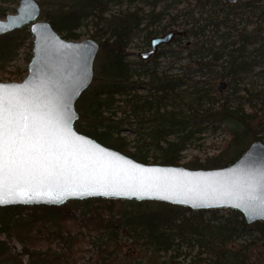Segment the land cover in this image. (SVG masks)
I'll use <instances>...</instances> for the list:
<instances>
[{"label":"trees","instance_id":"trees-1","mask_svg":"<svg viewBox=\"0 0 264 264\" xmlns=\"http://www.w3.org/2000/svg\"><path fill=\"white\" fill-rule=\"evenodd\" d=\"M183 1L188 0L178 4ZM263 1L230 5L222 0H195L210 18L202 24H182L186 34L181 43L193 45L194 49L187 43L185 47L191 48L199 69L207 70L206 75L213 79L228 80L232 87L231 96L222 103L197 83L188 84L190 80L160 75L155 70H136L129 60L127 49L132 37L145 23L147 27L155 25L168 11L155 14L153 9L143 14L129 10L109 16L112 7L133 0L59 1L46 14V20L65 39L80 41L78 31L89 20L101 27L93 37L108 34L100 43L94 81L76 104L78 132L140 163L178 166L181 154L196 134L203 132L202 125H226L230 138L223 150L204 163L192 160L187 166L211 170L236 162L253 142H264V4L259 5ZM10 2L13 0H0V15L6 13L3 5ZM242 8L244 11L236 13ZM245 11H252V15L246 27L239 28L242 24L238 19ZM179 17L173 16L170 25L180 26ZM210 29L214 37L208 39ZM220 32L224 34L218 36ZM30 36L24 28L0 37V82H17L5 76V66L14 62L16 52ZM141 91L146 93L139 94ZM180 100L186 101L189 115L177 107ZM120 112L123 117L118 118ZM131 136L133 140H129ZM117 205L118 218L96 219L99 210L113 211ZM79 210H85L80 225L89 230L95 222L94 230L99 233L101 243L94 264H144L119 257L118 233H125L155 258L194 244L208 250L216 264H254L260 260L251 245L230 248L251 231L264 234V222L249 225L238 211L219 218L221 210L192 211L156 201L89 198L60 207L0 208V264H80L75 257L78 237L70 228ZM207 214L212 217L207 218ZM16 244L22 247L21 252H17Z\"/></svg>","mask_w":264,"mask_h":264},{"label":"water","instance_id":"water-1","mask_svg":"<svg viewBox=\"0 0 264 264\" xmlns=\"http://www.w3.org/2000/svg\"><path fill=\"white\" fill-rule=\"evenodd\" d=\"M235 5L239 0H224ZM38 0H21L15 14L0 18V37L30 27L34 37L28 76L22 82H0V95L15 94L21 106L40 113L50 112L58 121L54 131L75 152L77 164L58 180H21L0 188V208L7 206L60 207L73 200L101 198L156 201L192 211L234 210L247 224L264 222L262 193L264 142L256 140L233 164L218 169L192 170L183 166L143 164L109 148L76 129L80 114L76 104L94 80V65L100 44L95 39L71 41L49 21L41 20ZM174 33L154 38L146 60ZM227 88L221 82L220 94ZM71 161V157L69 158ZM59 171V170H58ZM255 189L253 198L247 195Z\"/></svg>","mask_w":264,"mask_h":264},{"label":"rangeland","instance_id":"rangeland-1","mask_svg":"<svg viewBox=\"0 0 264 264\" xmlns=\"http://www.w3.org/2000/svg\"><path fill=\"white\" fill-rule=\"evenodd\" d=\"M21 0H13V2L3 5L5 9V14L0 15V18L5 19L7 14H15L19 7ZM42 7L41 20H46V14L55 9L56 5L61 0H38ZM179 0H133V2H125L122 6L112 7L110 10L109 16H120L126 11H135L139 10L143 14H148L150 11L155 9V14L160 12H167V15L163 19H159V22H156L155 25L146 26V23L141 27V31L136 32L132 37L129 44L127 52L130 54L129 60L134 64L136 70L140 69H150L155 70L160 75L166 74L174 78H180L185 80H190L188 84L192 82L199 84L200 88H205L211 90L213 94L216 95L220 103L232 93V87L229 85L228 80H216L206 75L207 70L199 69V65L196 61L197 58L194 55H191V48L186 49L185 44L187 42L181 43V39L186 34L185 29H183L182 24L188 22L190 25L192 23L202 24L210 18V14L202 10L196 5L195 0H188L184 3L181 2L178 4ZM249 2V0H242L240 4ZM264 1L259 5H263ZM1 6V5H0ZM244 8L238 9L236 11L241 13ZM180 15L179 23L180 26L170 25V19L175 15ZM252 11H245L240 14L239 22L242 24L239 28L246 27L247 21H249ZM264 18V17H263ZM262 18V20H264ZM238 24V23H237ZM30 33V27H26ZM100 26H97L93 21L89 20L86 24L78 31L81 39L84 41L87 39H95L100 43L104 42L107 35H99L93 37L100 31ZM249 29V28H248ZM251 28L249 29V31ZM164 32V33H162ZM171 33H174L172 41L168 44L161 45L156 53L152 55L149 59H144L142 54L148 52L152 49L151 41L154 38L165 37ZM213 31L208 30V39L213 38ZM31 34V33H30ZM103 34V33H100ZM224 34L220 32L217 34L220 36ZM218 38V37H215ZM194 42V41H193ZM188 46L192 45L190 42L187 43ZM193 48V45L191 46ZM34 48V37L31 35L28 38L24 45L16 52L14 62H8L6 64L5 76H10L11 79L16 80L17 82H22L28 76V66L32 59ZM194 49V48H193ZM100 50V49H99ZM96 62V61H95ZM260 69H257L256 72H259ZM94 78L96 76V63L94 65ZM142 73V71H139ZM13 74V76H11ZM138 77H136L137 79ZM141 78L140 80H143ZM148 81L147 79H145ZM94 81V80H93ZM1 82L11 83L10 81L3 80ZM221 82L227 83V88L222 94L219 93L218 88ZM93 83V82H92ZM92 85V84H91ZM184 89V88H183ZM145 91H141L139 94H145ZM214 96V95H213ZM186 101H177V107L183 110L184 115H189V112L185 106ZM217 107V104L214 106ZM123 117V113L118 114V118ZM203 132L196 134L194 142L189 145V147L181 154V161L178 166H183L188 168L187 164L192 160H197L198 162L204 163L207 158L218 155L226 143L229 141V134L226 125H220L216 127L211 124L202 125ZM133 136L129 140H133ZM248 150V149H247ZM152 165V164H150ZM231 165V164H230ZM189 169V168H188ZM205 170V169H203ZM209 170V169H207ZM120 205H117L113 211L107 209L99 210V215L96 217L98 219L101 217L104 220H108L111 216L118 218ZM85 212L78 211L76 215L75 222L70 223L71 232L78 237V245L75 247V257L80 264H94L97 259V245L100 242L99 233L97 230H94L96 223L91 225V228L87 230L80 225L82 214ZM231 212L234 210L223 209L219 211V218H227L230 216ZM207 218H211V214L206 215ZM94 226V227H93ZM119 240L117 241V246L120 247L119 257L128 262H147L150 264H216V258H214L210 252L206 249H200L198 246L194 245L189 247H183L179 251L160 254L159 258H155L149 253H146L145 250L140 248L138 245H135L132 240L125 233H118ZM251 245V248L254 250V255L258 257L259 261H253L254 264H264V234L258 231L249 232L242 240H239L236 244L232 245L231 249H239L242 245ZM17 252L22 251V247L16 244ZM55 248V245L53 246ZM254 256V257H255ZM154 258V259H153ZM26 260V259H25ZM158 262V263H157Z\"/></svg>","mask_w":264,"mask_h":264},{"label":"snow or ice","instance_id":"snow-or-ice-1","mask_svg":"<svg viewBox=\"0 0 264 264\" xmlns=\"http://www.w3.org/2000/svg\"><path fill=\"white\" fill-rule=\"evenodd\" d=\"M5 27L0 25V29ZM57 123L50 112L21 106L15 94L0 95V188L21 180H58L77 164L75 152L54 131ZM261 178L264 180V173ZM254 192L247 194L249 198ZM261 195L264 202V193Z\"/></svg>","mask_w":264,"mask_h":264},{"label":"flooded vegetation","instance_id":"flooded-vegetation-1","mask_svg":"<svg viewBox=\"0 0 264 264\" xmlns=\"http://www.w3.org/2000/svg\"><path fill=\"white\" fill-rule=\"evenodd\" d=\"M222 1L225 2V3H228V4H230V5H232V4L229 3V2H226V1H224V0H222ZM240 1H241V0H239L238 3H239ZM238 3H236V4H238ZM236 4H235V5H236Z\"/></svg>","mask_w":264,"mask_h":264}]
</instances>
